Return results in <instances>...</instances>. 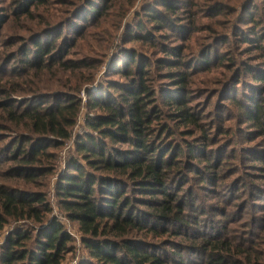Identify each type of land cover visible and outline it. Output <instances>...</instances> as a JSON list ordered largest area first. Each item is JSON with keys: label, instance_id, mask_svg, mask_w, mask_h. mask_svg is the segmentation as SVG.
<instances>
[{"label": "trees", "instance_id": "obj_1", "mask_svg": "<svg viewBox=\"0 0 264 264\" xmlns=\"http://www.w3.org/2000/svg\"><path fill=\"white\" fill-rule=\"evenodd\" d=\"M105 1L111 0H88L84 10L93 18H100L104 15L101 4ZM45 2L17 1L15 4L19 6L12 11L24 16L30 14L32 6ZM158 3L172 14L178 11V4L172 0ZM143 14L147 22L136 23L134 30H130L131 40L153 42L147 25L152 23L154 30L157 27L162 30L173 22L158 8ZM263 37L264 34H256L254 40L247 39L253 42ZM57 41L58 37L43 42L35 40V49L24 53L23 67L42 71L58 55L57 64L61 67L85 65L66 59L69 52L58 50ZM162 51L166 56L158 65L169 69V81L175 88L170 94L167 89L163 92L168 110L160 104L154 80L150 78L154 63L129 51L127 63L114 70L124 82L109 84L107 92L88 99L89 110L95 113L87 119L91 132L75 140L77 156L58 178L56 195L60 208L78 224L89 253L87 264H186L189 254L186 256L184 251L188 247L201 255H213L206 264L239 261L232 255L231 240L223 235L225 228L214 238L191 237L194 233H189L196 228L191 225L189 211H197L193 206L199 194L195 184H189L184 191L182 185L196 180L214 190L223 179L222 162H218L220 150L208 149L210 139L206 135L186 138L196 137L191 128L203 127V114L189 106L188 78L196 65L186 60L180 47L163 45ZM30 52L32 56H28ZM204 56L203 63H212L210 55ZM0 91L4 95L0 99V127L9 128L7 123H12L24 126L30 133L6 149L7 160L16 163L9 172L28 181L40 174L53 173V167L41 163L48 158L55 160L48 148H60L71 137L82 107L81 98L73 91L79 92L80 86L72 89L67 100H63L65 96H56L52 100L41 97L21 102L13 100L11 92ZM246 102L249 103L238 101L244 123L251 124L264 136V105ZM223 181L220 185H225ZM51 212L44 192L21 191L0 184V231L14 221L30 220L36 225L32 229L18 228L5 238L0 246V264H62L66 254L75 249L73 237L58 219L50 220ZM164 236L183 241L192 238L195 244L174 242L173 250H168L151 240ZM239 263L243 264L241 260Z\"/></svg>", "mask_w": 264, "mask_h": 264}, {"label": "rangeland", "instance_id": "obj_2", "mask_svg": "<svg viewBox=\"0 0 264 264\" xmlns=\"http://www.w3.org/2000/svg\"><path fill=\"white\" fill-rule=\"evenodd\" d=\"M17 1L25 2L0 0V90L11 92V98L21 102L41 97L52 100L56 96H65L63 100H67L72 89L80 86L79 92L73 91L81 98L82 107L71 137L60 148H48L55 160L48 158L41 163L44 167H53V173L40 174L28 181L9 172L16 163L7 160L6 149L30 133L24 126L12 123H7L9 128L0 127V184L46 194L52 207L50 220L58 219L73 237L75 249L66 254L62 264L89 261L78 224L66 217L56 195L58 178L77 156L75 140L91 132L87 119L95 113L90 112L88 99L107 92L109 84L124 82L114 70L127 63L130 51L154 63L150 78L154 80L160 104L168 110L163 92L167 89L170 94L175 88L169 81V69L158 65L166 56L163 45L180 47L186 60L196 65L188 78L189 106L203 114V127L191 128L196 137L187 135L186 138L192 140L206 135L210 139L208 149L220 150L218 162H222L220 170L226 182L220 185L224 182L222 179L214 190L196 180L183 183L182 191L189 184H195L199 194L193 206L197 211H189L191 225L196 228L189 233H194L191 237L214 238L225 228L223 235L231 240L235 258L243 264H264V161H261L264 136L251 124L244 123L243 109L238 104L239 100H248L249 105L254 102L264 105V37L253 42L247 39L254 40L256 34H264V0H172L178 4L176 14L160 5L161 0H111L100 3L104 15L97 19L84 10L88 0H46L40 6H32L30 14L24 16L12 11L19 6L15 4ZM157 8L172 18L170 26L154 30L152 23L147 25L154 36L153 42L131 40L130 30H134L136 23L147 22L143 13ZM57 37L58 50L69 52L66 59L85 62V65L61 67L57 64L58 55L42 71L23 67L24 53L35 49V40L43 42ZM205 54L210 55L212 63H203ZM32 55L30 52L28 56ZM1 92L0 99L4 97ZM111 92L116 94L114 89ZM34 226L30 220L11 222L0 231V246L14 230ZM151 240L168 250H173L174 242L185 246L195 244L192 238L183 241L164 236ZM184 253L189 254L186 264H206L213 256L201 255L190 247ZM239 261L230 262L240 264Z\"/></svg>", "mask_w": 264, "mask_h": 264}]
</instances>
